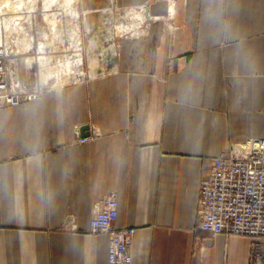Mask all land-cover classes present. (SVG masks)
<instances>
[{
    "label": "crops",
    "instance_id": "0c3cea01",
    "mask_svg": "<svg viewBox=\"0 0 264 264\" xmlns=\"http://www.w3.org/2000/svg\"><path fill=\"white\" fill-rule=\"evenodd\" d=\"M175 14L172 52L133 45L0 109V264H108L109 236L90 231L106 194L136 228L131 264H252L250 238L199 228L198 199L216 158L264 139V0H178ZM76 125L98 136L79 146Z\"/></svg>",
    "mask_w": 264,
    "mask_h": 264
},
{
    "label": "rangeland",
    "instance_id": "374dc122",
    "mask_svg": "<svg viewBox=\"0 0 264 264\" xmlns=\"http://www.w3.org/2000/svg\"><path fill=\"white\" fill-rule=\"evenodd\" d=\"M164 2L156 21L151 5L143 12L144 5L118 0H0V50L13 88L42 96L82 83L106 70L112 53L143 42L152 43L150 51L165 45L172 52L184 28L176 22L178 0Z\"/></svg>",
    "mask_w": 264,
    "mask_h": 264
},
{
    "label": "built area",
    "instance_id": "2783aa9c",
    "mask_svg": "<svg viewBox=\"0 0 264 264\" xmlns=\"http://www.w3.org/2000/svg\"><path fill=\"white\" fill-rule=\"evenodd\" d=\"M40 97L39 93H22L13 88L0 50V109ZM74 133L79 146L98 136L95 127L83 136L82 127L76 125ZM198 217L199 228L206 233L250 238L252 264H264V139L249 141L245 146H232L214 160L211 172L200 184ZM117 219V197L106 194L98 201L90 231L109 236L108 264H131L136 228L119 227Z\"/></svg>",
    "mask_w": 264,
    "mask_h": 264
},
{
    "label": "bare ground",
    "instance_id": "6f19581e",
    "mask_svg": "<svg viewBox=\"0 0 264 264\" xmlns=\"http://www.w3.org/2000/svg\"><path fill=\"white\" fill-rule=\"evenodd\" d=\"M147 8H149V7H147ZM144 10H146V8H145V6H144V9H143V12H144ZM149 10V9H148ZM149 13V12H148ZM143 16V15H142ZM143 17H149V14H146V16H145V14H144V16ZM149 20H150V18H149ZM158 20V19H157ZM2 45H3V24H2V21L0 20V48L2 47ZM3 52V51H2ZM96 64H92L91 65V68L93 69V68H96V66H95ZM93 72H94V70H92ZM92 72V74H94Z\"/></svg>",
    "mask_w": 264,
    "mask_h": 264
},
{
    "label": "water",
    "instance_id": "95a60500",
    "mask_svg": "<svg viewBox=\"0 0 264 264\" xmlns=\"http://www.w3.org/2000/svg\"><path fill=\"white\" fill-rule=\"evenodd\" d=\"M89 128L87 127V128H85V129H83V131H82V135L83 136H86V135H88V133H85L84 131H86V130H88Z\"/></svg>",
    "mask_w": 264,
    "mask_h": 264
}]
</instances>
